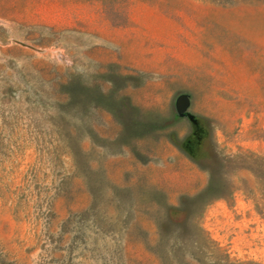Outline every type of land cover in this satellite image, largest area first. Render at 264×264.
Listing matches in <instances>:
<instances>
[{
	"label": "rangeland",
	"instance_id": "374dc122",
	"mask_svg": "<svg viewBox=\"0 0 264 264\" xmlns=\"http://www.w3.org/2000/svg\"><path fill=\"white\" fill-rule=\"evenodd\" d=\"M0 264H264V0H0Z\"/></svg>",
	"mask_w": 264,
	"mask_h": 264
},
{
	"label": "water",
	"instance_id": "95a60500",
	"mask_svg": "<svg viewBox=\"0 0 264 264\" xmlns=\"http://www.w3.org/2000/svg\"><path fill=\"white\" fill-rule=\"evenodd\" d=\"M22 43L26 44L25 42H22ZM27 45H28V44H27Z\"/></svg>",
	"mask_w": 264,
	"mask_h": 264
}]
</instances>
